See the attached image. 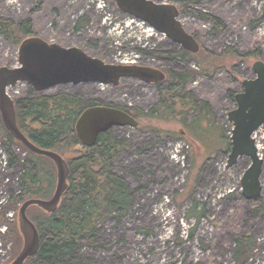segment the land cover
I'll return each mask as SVG.
<instances>
[{
  "label": "rangeland",
  "instance_id": "obj_1",
  "mask_svg": "<svg viewBox=\"0 0 264 264\" xmlns=\"http://www.w3.org/2000/svg\"><path fill=\"white\" fill-rule=\"evenodd\" d=\"M153 1L176 4L171 0ZM199 10L219 17L226 26L223 31L214 32L205 20L179 17L184 29L199 43V49L225 54L220 61L224 67L211 78L199 73L192 56L191 60L172 63L138 51L177 50L179 46L160 33L149 37L145 26L138 19L121 14L113 0H0L1 18L14 22L29 18L32 34L47 42L79 47L107 63H150L164 70L191 69L194 79L188 90L211 108L208 115H200L195 127L171 118L151 121L161 134L167 135L164 139L146 129V120L139 121V129H113L116 136L130 141V151L121 153L115 170L132 187L144 185V189L121 225L112 220L99 224V241L107 249L87 245L78 249L77 255L86 257L87 264H236L235 239L242 234L255 238V248L237 264H264V211L254 217L239 183L250 161L242 157L228 167L230 147L225 139L231 129L227 113L235 106L227 92L242 90V81L255 77L251 70L253 62H264V0H201ZM80 19L82 26L76 29ZM18 46L0 34V66L18 65ZM227 47L240 58L228 54ZM29 89L25 83H18L8 93L14 98L27 94ZM45 92H67L85 102L98 99L104 104L144 112L158 101L153 85L130 78L121 79L115 87L69 83ZM196 114L189 113L186 120L190 123ZM253 137L261 150L264 125ZM19 157L24 158L23 152ZM260 157L262 194L258 199L264 204V155L260 153ZM20 173V165L7 172L0 170V189L5 191L8 203L20 190ZM6 177L12 181L4 187L1 183ZM18 208L6 206L0 214V228L7 226L4 232L0 231V264L11 262L22 246ZM6 210L14 212L13 222L6 219ZM13 227L16 232L11 231Z\"/></svg>",
  "mask_w": 264,
  "mask_h": 264
},
{
  "label": "trees",
  "instance_id": "obj_2",
  "mask_svg": "<svg viewBox=\"0 0 264 264\" xmlns=\"http://www.w3.org/2000/svg\"><path fill=\"white\" fill-rule=\"evenodd\" d=\"M171 1L178 4L181 16L205 20L214 32H221L226 28L219 17L199 10L201 0ZM82 22V19L78 21L76 29L82 26ZM0 34L19 45L24 38L33 35L32 22L29 18L14 22L0 17ZM137 50L171 62L187 61L192 56L199 73L208 78L224 67L220 61L225 54L206 49H199L195 54L180 47L168 51ZM226 51L235 58L239 57L231 47H227ZM232 66L234 64L230 67ZM193 79L194 71L191 69L168 70L166 79L154 85L158 101L147 112L138 108H118L129 112L138 123L140 120L149 122L146 129L161 139L167 135L161 134L162 131L151 124V121L160 122L171 118L181 124H190V127L198 126L200 115H208L211 108L193 91L188 90V84ZM238 92H227L232 102H235V94ZM13 100L16 123L21 132L36 146L61 155L68 168L67 188L56 210L46 212L32 205L26 211L37 229L39 247L36 254L26 259L24 264H87L86 257L77 255L78 249L82 245L107 249L99 241V224L112 220L116 225H121L124 217L131 213L138 193L144 189V185L132 187L125 176L115 170L121 153L130 151V141L126 137L116 136L114 128H111L100 133L92 146H84L79 142L74 126L82 110L91 105L113 106L98 99L85 102L71 93L37 92L30 88L27 94L16 96ZM192 112L197 114L189 123L186 119ZM209 121L213 124L210 118ZM136 128H142V125L139 123ZM225 139L230 147L229 137L225 135ZM0 141L8 155L9 166H21L20 190L12 195L7 206L17 208L29 198L50 197L56 182L53 162L46 156L30 152L15 140L4 128L1 118ZM16 148L19 153L15 151ZM21 152L24 153V160L19 157ZM261 153L264 155L263 150ZM23 162L29 163V166L22 164ZM248 202L254 217L264 211V204L259 199ZM11 231L16 232L15 227ZM254 248L255 238L251 234H242L235 239V263L251 254Z\"/></svg>",
  "mask_w": 264,
  "mask_h": 264
},
{
  "label": "water",
  "instance_id": "obj_3",
  "mask_svg": "<svg viewBox=\"0 0 264 264\" xmlns=\"http://www.w3.org/2000/svg\"><path fill=\"white\" fill-rule=\"evenodd\" d=\"M117 9L138 20L146 22L157 32L164 34L172 43L195 54L199 43L188 33L179 17L176 4L157 3L153 0H113ZM15 67L0 66V118L4 128L27 150L48 157L56 170L53 193L48 198H29L18 208V229L22 246L8 264H24L36 254L39 235L34 223L26 214L28 207L36 205L46 212L56 210L61 196L67 188L68 168L57 152L43 149L32 143L18 128L14 100L8 88L25 83L34 91L43 92L57 85L98 83L117 86L121 79L130 78L146 83L165 79L157 68L137 64H114L88 55L79 47H63L47 42L38 36L24 38L17 49ZM255 77L242 81V90L235 94V106L227 113L231 124L230 148L226 165H235L242 157L250 164L240 177L241 195L247 201L258 199L262 194L261 172L263 159L253 137L254 132L264 125V62L256 60L251 66ZM138 121L129 113L110 105H91L82 110L75 122V133L84 146H92L100 133L115 127L138 126ZM264 150V137L262 139Z\"/></svg>",
  "mask_w": 264,
  "mask_h": 264
},
{
  "label": "built area",
  "instance_id": "obj_4",
  "mask_svg": "<svg viewBox=\"0 0 264 264\" xmlns=\"http://www.w3.org/2000/svg\"><path fill=\"white\" fill-rule=\"evenodd\" d=\"M127 16V15H126ZM129 17V16H127ZM135 19V18H133ZM139 22L145 26L146 28V33L147 35L150 37L152 36L153 34L155 33H158L157 31H155L152 27H150L149 25H147L145 22L143 21H140ZM161 34V33H160ZM162 36H164L163 34H161ZM165 37V36H164ZM16 152L19 153V149L16 148L15 149ZM21 154V153H20ZM24 154V153H23ZM10 169V166H9V158H8V155L6 153V151L4 150L3 146H2V143L0 141V170L1 171H8ZM10 181H12V179L10 177H6L3 181H2V185L5 187V184L6 183H10ZM8 204V199H7V195L5 194V191L1 190L0 189V214L2 213V210H4V208H6ZM4 215L6 216V219L9 221V222H13L15 220L14 218V212L13 211H8L6 210L4 212ZM7 229V226L4 224L1 228H0V231L1 232H4L5 230Z\"/></svg>",
  "mask_w": 264,
  "mask_h": 264
},
{
  "label": "flooded vegetation",
  "instance_id": "obj_5",
  "mask_svg": "<svg viewBox=\"0 0 264 264\" xmlns=\"http://www.w3.org/2000/svg\"><path fill=\"white\" fill-rule=\"evenodd\" d=\"M155 58H157V57H155ZM155 58H153V59H155ZM158 59H160V58H158ZM172 63H174L173 61H172ZM145 66H149V67H153V68H157V69H160L163 73H164V75H165V79H166V74H167V71L168 70H172V69H166V70H164V69H162L161 67H156L155 65H153V64H150V63H146V64H144ZM129 79V78H128ZM164 79V80H165ZM133 80H136V79H133ZM163 80V81H164ZM139 81V80H138ZM163 81H160V82H163ZM140 82H142V81H140ZM120 83V82H119ZM142 83H144V84H146V85H157L159 82H156V83H146V82H142ZM119 85V84H118ZM155 87V86H154Z\"/></svg>",
  "mask_w": 264,
  "mask_h": 264
}]
</instances>
